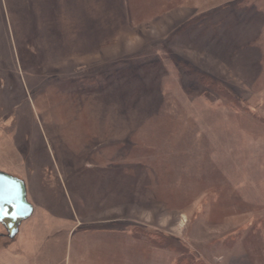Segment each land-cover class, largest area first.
<instances>
[{"label":"rangeland","instance_id":"1","mask_svg":"<svg viewBox=\"0 0 264 264\" xmlns=\"http://www.w3.org/2000/svg\"><path fill=\"white\" fill-rule=\"evenodd\" d=\"M262 10L0 0V171L47 213L13 239L0 225V264H71L70 241L111 245L94 263L124 264L137 227L163 249L153 264H264V36L237 45L220 25ZM202 22L222 58L188 43Z\"/></svg>","mask_w":264,"mask_h":264},{"label":"crops","instance_id":"2","mask_svg":"<svg viewBox=\"0 0 264 264\" xmlns=\"http://www.w3.org/2000/svg\"><path fill=\"white\" fill-rule=\"evenodd\" d=\"M262 12L263 10L258 11V15L257 14L254 15V18H255L254 21L252 23L248 22L245 27L244 26L238 27V24L241 21H243L242 19H238V18L229 19L227 18L229 16L225 15L224 20H222L220 23L221 28L223 29L221 34H225V36L230 35L232 41H234L235 44L237 45L243 46V45H247L250 43L253 45L256 43H259L263 39V36H264V19L262 15L260 14ZM255 21H258V22H255ZM207 26H208V23L202 22L199 25V27H196V29H194L193 31L188 32L187 33L189 37L188 43L190 45L195 43L196 45L193 47V49H195V52L199 50L201 55L203 54L207 59L212 60V59L222 58L221 55H219L218 52H216V46H219V50L222 51L221 46L217 45L218 38L215 36L217 32H212V27H207ZM227 26H230L232 30L227 31ZM220 38L221 37H219V39ZM259 51L260 50L258 48L257 54H259ZM248 55H250V57L252 58H258L256 55H254V53H248ZM238 57L240 58V56ZM36 205L33 204V212L31 214V216L33 215L34 217V220H36L35 219L36 216H41V214L45 216V214H47V213L43 214L40 212L38 213L37 211L35 213L36 208L37 210L40 209V207ZM50 215L52 216L58 215V218L61 221V227L57 228L56 233L54 234L56 235L57 230L59 229L63 230V213H61L60 215L59 214L54 215L53 212L51 211ZM139 228L140 227L133 228L131 229L132 231L131 233H129V235L123 236V237L129 238L127 240V243L123 246V249L125 248L126 250L125 251L126 255L123 256L124 264H153L152 260L148 261L147 252L149 250L153 252L163 251L161 246L153 245L152 247H149L146 238L144 240H141L140 233H138ZM46 232L47 231L44 230L42 234L45 237H46ZM32 235H33V232H32ZM47 235H50V234H47ZM72 248H73L74 255H73V260L71 264H83V263L88 262L89 260H87V257L89 256L86 255V258H85V253H91V252L96 253L95 256L91 257V258H94L93 261H91L90 259V261L93 262V264H95L94 262H103L104 257L103 256L100 257L101 252L110 251V249H112L111 245H104L101 243L87 245V244H81L79 241H77L76 244H73V242L71 243L70 241V250ZM91 255L92 254H90V256ZM99 257H100V261H99ZM214 262L218 263V261H214ZM157 263L164 264L162 260L157 261ZM167 264H174V263L172 262V263H167Z\"/></svg>","mask_w":264,"mask_h":264},{"label":"water","instance_id":"3","mask_svg":"<svg viewBox=\"0 0 264 264\" xmlns=\"http://www.w3.org/2000/svg\"><path fill=\"white\" fill-rule=\"evenodd\" d=\"M32 212L33 205L26 198L24 181L0 171V225L9 239L17 235L19 226Z\"/></svg>","mask_w":264,"mask_h":264}]
</instances>
